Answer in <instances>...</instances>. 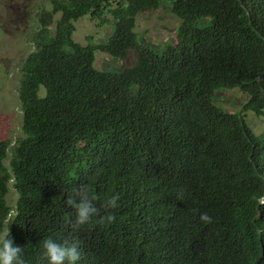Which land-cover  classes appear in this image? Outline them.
Segmentation results:
<instances>
[{
	"label": "trees",
	"instance_id": "16d2710c",
	"mask_svg": "<svg viewBox=\"0 0 264 264\" xmlns=\"http://www.w3.org/2000/svg\"><path fill=\"white\" fill-rule=\"evenodd\" d=\"M164 1L179 24L160 50L136 27ZM48 9L20 67L21 134L0 141V220L16 213L9 232L26 264H42L47 237L77 244L79 264H264V130L244 115L264 116V0ZM86 16L110 27L105 42L74 40ZM131 50V68L95 66L98 52L124 60ZM223 90L246 96L241 110L218 106ZM79 185L99 209L85 225L66 204ZM114 194L117 206L104 207Z\"/></svg>",
	"mask_w": 264,
	"mask_h": 264
},
{
	"label": "rangeland",
	"instance_id": "374dc122",
	"mask_svg": "<svg viewBox=\"0 0 264 264\" xmlns=\"http://www.w3.org/2000/svg\"><path fill=\"white\" fill-rule=\"evenodd\" d=\"M49 5L50 0H0V141L7 139L14 144L21 134L22 112L18 96L20 67L33 46L36 16L40 9L46 10ZM59 18L60 15H56L54 21ZM178 24L173 17L170 2L164 1L159 10L148 11L138 17L136 33L145 43L162 50L172 38L176 40L175 30ZM54 27L55 23L51 28ZM75 27L73 38L84 46L90 42L103 43L111 34L109 26L101 27L89 16L76 22ZM136 60L134 50L124 60L98 52L95 66L99 70L116 71L131 68ZM218 95L221 99L219 102L225 103L224 107L218 106L230 112L238 110L246 100V96L239 90H223ZM244 115L247 124L256 134L264 130V116L257 117L252 113ZM11 191L10 199L13 201L16 198L13 189Z\"/></svg>",
	"mask_w": 264,
	"mask_h": 264
},
{
	"label": "clouds",
	"instance_id": "9594fccd",
	"mask_svg": "<svg viewBox=\"0 0 264 264\" xmlns=\"http://www.w3.org/2000/svg\"><path fill=\"white\" fill-rule=\"evenodd\" d=\"M118 198V195H112L105 201L104 207H116ZM96 199V196L90 194L85 185L72 189L66 199V204L74 207L77 225H85L99 214V209L94 203ZM15 214L13 211L7 218L0 220V264H26L23 258V248L14 243L9 232V226L13 223L12 217ZM113 219L112 215H108L101 218V222H110ZM199 219L209 222L211 218L206 213H202ZM41 248L42 264H79L81 260V252L77 244L69 243L67 240L59 242L53 237H47L42 241Z\"/></svg>",
	"mask_w": 264,
	"mask_h": 264
},
{
	"label": "bare ground",
	"instance_id": "6f19581e",
	"mask_svg": "<svg viewBox=\"0 0 264 264\" xmlns=\"http://www.w3.org/2000/svg\"><path fill=\"white\" fill-rule=\"evenodd\" d=\"M159 10V9H158ZM76 23V22H75Z\"/></svg>",
	"mask_w": 264,
	"mask_h": 264
}]
</instances>
